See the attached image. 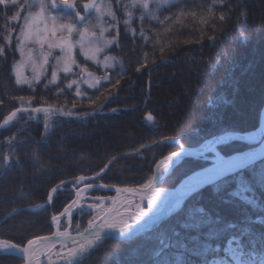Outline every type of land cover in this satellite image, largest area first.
I'll return each instance as SVG.
<instances>
[{"label":"trees","instance_id":"trees-1","mask_svg":"<svg viewBox=\"0 0 264 264\" xmlns=\"http://www.w3.org/2000/svg\"><path fill=\"white\" fill-rule=\"evenodd\" d=\"M110 1L120 21L117 33H112L115 42L105 54L120 62L104 69L77 51L82 68L107 77L95 87L84 86L81 96L75 86H67L71 74L61 75L55 84L49 77L32 87L16 83L13 68L20 58L17 37L25 0L17 1L18 8L0 5V220L21 208L2 222L0 239L22 245L53 234L52 216L73 199L76 179L96 175L107 166L89 182L145 185L157 162L179 149L177 143L161 142L165 139L174 137L193 146L225 132L259 126L264 106V0H178L157 6L153 15L136 6L127 26L126 12L120 10L125 11L128 2ZM17 12L20 19L13 21ZM24 107L52 111L47 117L43 112L30 117L18 112L2 126L12 112ZM68 112L73 115L62 114ZM151 143L155 144L142 149ZM246 147L238 141L221 150L231 155ZM5 155L11 157L8 163ZM261 164L264 160L192 194L179 219L173 217L178 222L170 234L171 251L164 249L162 260L144 264H264V210L235 211L240 189L231 184ZM180 165L181 173L168 177L166 186L175 187L202 161L190 156ZM57 186L46 207L25 209L46 202ZM214 187L224 189L219 195L226 194L230 206L222 209L213 202L220 198L211 191ZM205 191L213 197H205ZM259 191L264 201V190ZM88 216L75 215L74 229ZM143 239V235L129 241L108 238L79 264H124ZM22 262L18 256L0 253V264Z\"/></svg>","mask_w":264,"mask_h":264},{"label":"snow or ice","instance_id":"snow-or-ice-1","mask_svg":"<svg viewBox=\"0 0 264 264\" xmlns=\"http://www.w3.org/2000/svg\"><path fill=\"white\" fill-rule=\"evenodd\" d=\"M0 5H4L5 7H21L17 0H0ZM133 5L137 7H143L144 9L148 8V0H133ZM32 5L25 3L23 6V10L27 13L23 18L24 27L20 30V35L18 37V42L20 44L19 51L21 56L25 54L24 45L27 43H35L40 46L41 49H44L45 44H47L48 49L58 48L63 56L56 57V64L61 65L62 71L64 73H71L73 71V66L77 64V61L73 58V48L74 43L72 40L74 30H77V26L75 21H83L85 19L83 13L87 12L90 8L95 7L94 0H39L38 8L39 11L33 13L29 11ZM61 7L71 9L74 13V16L70 18L67 23H60L57 25V16L53 14V10L59 9ZM99 11V9H98ZM109 15L112 17V27L116 26V14L114 12H109ZM133 13L129 11L127 13V19L123 21V23L127 26L131 21V17ZM13 21H17L20 19V13L17 12L15 15L11 17ZM139 19L143 21L144 17L141 14ZM221 20H224L225 17L223 15L220 16ZM51 20V27L48 26V21ZM40 25L44 27L41 29ZM106 29H102L105 31ZM135 31V29H133ZM58 33H67V35H58ZM79 41L81 49L84 48V39L88 34L87 29L84 31H79ZM91 35H95V33H91ZM143 33H141V38H143ZM54 38V39H51ZM113 43L112 40H106L105 44L110 45ZM102 49L99 47L89 48L88 52H85L86 59H96V53L100 52ZM3 52V49L0 48V53ZM89 52L92 54L89 55ZM29 59L32 57V52L29 50L28 52ZM52 56L51 51H41L40 52V61H39V69L37 71V67L33 66V77L30 79L28 77L23 76L22 72L19 70L21 65L16 66L15 75H16V83L17 84H27L29 87L33 86V82L39 83L41 76L43 74V70L49 64V57ZM110 59L109 57H105V60ZM107 66V65H105ZM81 71H86V69H81ZM139 71V69H137ZM91 75V74H89ZM58 79L57 71L53 70L51 72V79L49 83L55 84ZM107 79V77H105ZM89 82V81H86ZM77 81L73 80L67 86L71 88L73 84H76ZM100 83L99 79L93 80L89 82V87H95ZM119 83V81H117ZM76 95L81 96L82 93L79 89L76 90ZM21 102L24 103L23 98H21ZM31 104V101L27 102ZM95 103V101H93ZM52 111L50 108H18L16 111L12 112L5 120L4 124H9L16 116L18 112H24L31 116L32 112H43L45 117ZM63 115L72 116L73 113H62ZM149 120L152 119L151 116L148 117ZM45 128H47V120H45ZM226 137L220 136L215 138L212 141H209L204 148L209 151H215V145L224 141ZM182 147V146H181ZM174 155H179V153H174ZM5 163H8L11 159L10 155L4 156ZM171 157H165L164 160L160 162V167L166 168L168 161ZM251 163L250 154L245 157L241 156H233L227 159L221 158L217 155L216 159L212 161L211 166L203 169L202 171L196 173L191 177L192 183L188 186V191H192L195 188L203 186L209 182L216 181L220 178H224L227 176L235 175L237 173L242 172L249 164ZM238 179L243 181L245 178L243 176H238ZM261 181H264V177H260ZM81 178L79 177L75 183H80ZM152 185V181L149 180L148 184L144 185L145 189H150ZM59 186L57 188H53L52 192H57ZM117 192H127L132 193L134 191H138L132 188L125 189H116ZM247 191V189H245ZM83 189L80 191V196L76 197L77 199L72 200V202L64 208L63 212L60 213V216L71 218L73 209L80 206V199L82 195ZM159 195L158 192H152L150 195H141L139 197L140 201L147 199V207L151 210L155 204V198ZM49 200L52 199V196L49 195ZM107 200L110 201V205L106 204L104 200L103 203H98L96 205L88 204L89 208L92 209V216L87 221V227L83 229V232L80 231V226L78 225L75 229L78 237H83L85 233L95 231V225L99 222L100 228L103 230L104 228H112L115 230H119L121 234H124L125 230L130 229L129 220H134L139 222L146 216L147 213L143 212L140 208V203L135 204V208L137 212L135 214L127 211L130 207L133 206L131 200H125L121 202L120 206H117V198L109 197ZM179 203V202H178ZM52 221L55 222L59 228L60 226V217L53 215ZM54 235L58 238L56 241H50L48 238H36V239H27L26 245L21 246L18 243L12 242L10 239H0V252H11L17 251L25 254V258L27 259V264H41L40 256H44L48 264H72L73 259L80 255L85 251L86 247H90L96 239L93 237L91 239L85 238L84 242H81L77 238L73 237L71 233L67 230V226H65L64 231H57ZM100 233H97L99 236ZM59 243L60 249H56V244Z\"/></svg>","mask_w":264,"mask_h":264},{"label":"rangeland","instance_id":"rangeland-1","mask_svg":"<svg viewBox=\"0 0 264 264\" xmlns=\"http://www.w3.org/2000/svg\"><path fill=\"white\" fill-rule=\"evenodd\" d=\"M17 1H19V0H17ZM176 1H178V0H148L149 6L147 9L143 8V13L153 15L157 11V9H156L157 6L160 7V6H163V5H166L169 3H173ZM127 2H128V8L127 9L125 8V11H124V9L121 8L120 12H122L123 15L126 12V16H127V13L129 11H131L133 13V15H135V11H133V10L136 8V6L133 5V0H126V3ZM25 3L32 5V7L29 9V11H32L33 13H35L36 11H39V8H38L39 0H25ZM126 3L124 5L125 7H126ZM98 9H99V11H98ZM109 12H114L116 14V26L115 27H112L113 22H112V17L109 15ZM53 14H55L57 16V25H59L60 23L69 22L70 18L74 16V13L72 12L71 9L64 8V7L53 10ZM26 15H27V13L25 12L24 16H26ZM83 15L85 17V19L83 21H79V20L75 21L76 26H77V30H74L73 36H72V40L74 43L73 58L76 60V52L79 51V53L83 56V58L86 59L84 53L88 52L89 48L99 47L102 50L100 52L96 53V59L95 60L86 59V60H88L90 62L98 63V64L102 65L104 69L112 68L116 64H119L120 61L117 58H115L114 56L105 54L106 50L109 47H111V45L115 42V36L112 35L113 31H115V33H117L118 28H119L120 19H118L119 14H118V11L116 9V6L110 0H98L95 7H94V10L90 14L83 13ZM23 18H22L21 23H20V30L24 27ZM127 18L128 17H126V19ZM47 23H48V26L51 27V25H52L51 20H49ZM43 27H44L43 25H40L41 29ZM85 29H87L88 34L85 36V39H84V48L81 49L80 44L78 43V41L80 39L78 33H79V31H84ZM102 29H106V30L103 31V33H102ZM91 33H95V35L93 36V35H91ZM115 33H114V35H116ZM19 35H20V32H19ZM19 35H18V37H19ZM58 35H67V33H58ZM51 39H54V38L50 37V40ZM106 40H112L113 43H111L110 45H106L105 44ZM19 47H20V44L18 42V45H17L18 53H20ZM29 50H31V52H32L31 59H29V56H28ZM41 51H51L52 56L49 57V64L45 67V70H43V74H42L40 80H42L44 77H49L48 79L50 81L51 72L53 70L57 71L58 79L63 74H68V75L71 74L72 79L69 83H71L73 80H76L77 83L73 84V86H75L81 92V90L84 86L89 87L90 81L99 79L101 82L106 77L104 75H102V76L96 75V74H94L90 71H87V70L81 71V69H84V68H82L78 64V62L76 65L73 66V71L71 73H64L62 71L61 65L56 64V57L57 56L62 57L63 53H61L58 48L48 49L47 44H45L44 49H41L40 46L38 44H35V43H27L24 45L25 54L23 56H21V54H20L19 60L14 64V68H13L14 74H15L16 66L21 65L19 70L22 72L23 76L31 79L33 77L34 62H35V66L37 67V71H40L39 61L41 59L40 58V52ZM91 54L92 53L89 52V55H91ZM105 57H109L110 59L105 60ZM105 65H107V66H105ZM89 74H91V75H89ZM86 81H89V82H86ZM33 83H36V82L34 81ZM148 117L149 116H147L146 119H147L148 123H151L152 119L149 120ZM2 126H5L4 122L2 123ZM257 129H258V127L251 130V131H246V132H242V133H249V132H252V131L257 130ZM214 137L209 138L205 141H202V143H200L199 145H193V146L185 145L179 139L174 138V137L170 138V140L167 141L166 143H177L179 146V149L177 151H179V150L181 151L184 148L189 150L192 148H196L202 144L206 145L209 141L214 140ZM236 142H238V140L232 139L231 137H227L224 141L216 144L214 146L215 151L206 152L204 155L199 157L200 160L202 161V166L200 168L190 172L187 176H189L195 172L201 171L205 167L210 166L217 153H221L225 157H228V156L233 155L234 153L248 152L253 147V145L246 143L248 145V147H246L245 149H242V150L236 149L237 151H233V152L231 151L230 152L231 155H227L228 154L227 152H224L221 150V147H223L225 145H233ZM165 157H162L157 163H160L162 160H164ZM263 160H264V158L261 161H263ZM177 165H179V164H177ZM253 165H251V166H253ZM251 166H249V167H251ZM249 167H247V168H249ZM156 169L157 168H155V173H156ZM182 169H183V166H181V165L179 167L174 166L172 168V170L166 175V177L164 178L162 183L160 184L159 189L160 190H166L169 188H173V187L166 186L165 181L167 180L168 177H170V179L175 178L177 176L176 173H181ZM160 170H161L160 175L162 178L164 176L166 170H164V169H160ZM252 171L253 172H251L249 176H244L245 179L243 181H241L240 179H237L238 181L236 180L235 182L231 183V184H234L233 188H239L240 189V192H237V196H238V202H240V201L241 202L235 211H240V209L243 211H246L245 209H247V210H255V209L264 210V201H262L259 198L260 196H262L260 191H259V188L264 190V181H261V179H259L260 177H264V164H261L257 170L255 167ZM154 176L155 175H152V177L150 178V180L152 182H153ZM80 178H81L80 183H75L71 186V190L73 192V199L72 200L77 199L78 194L80 193L81 189H83L84 193L82 195V198L80 199V206L73 209V213H72L71 218L60 216V213H62L64 209L60 213L55 214L56 216L60 217V226L58 228L57 224L52 221L53 225H54V232L53 233H56L58 230L64 231L65 226H67V230L70 233H76V231H75L76 228L74 229V227H73L74 226V224H73L74 223V221H73L74 216L77 215L79 218H81L82 214L84 212H87L89 214V216L86 219L85 218L81 219L80 231H83V229L85 227H87V221L92 216V209L89 208L88 204L96 205L98 203H103V201L106 200L105 203L110 205V201L107 200L109 197H116L117 198V206H120L121 202H123V201L119 200L118 192L109 191L108 195L96 194V193H94V191L97 189L87 187L88 185L90 186V184H92V183H90L89 180L84 179V177H82V176ZM77 180H78V178L76 179V181ZM222 180H224V179H222ZM94 184H104V183H94ZM146 184H148V182ZM245 189H247V191H245ZM218 190H219V188H215V187L211 189V191H213V194H216L217 196L220 197V198H213V202H215L217 205H219L220 206L219 208H222L224 206H227V207L230 206V204H232V203H230L226 200V194L219 195V194H221L222 191H224V189H222V190L220 189V191H218ZM236 190H238V189H236ZM76 193H77V197H76ZM206 195L213 197V195H210V194L206 193V191H205L204 196L206 197ZM135 197H136V200H134L133 206L130 207L131 210L137 212V209L135 208L136 203H140V208L143 212L148 210L147 201L146 200L140 201L139 196H135ZM72 200L65 207H67L72 202ZM233 207H234V205H233ZM185 209L186 208H184V209L180 208L178 211L171 214V216L168 218L169 220L167 219V221H163V222L159 223L158 225H156L154 228H152L151 230H149L145 234H142L143 238H144L143 241L138 246H136L135 249L131 250V252H130L131 256L129 255L130 257L126 258L124 264H134V263L135 264H144L146 262L147 263L153 262L155 259L162 260L163 259L162 255L166 256V253L165 252L162 253L161 251L164 249H168L171 231L173 230L174 226L178 222L177 220L174 221L175 218L173 219V217L176 216V219L177 218L179 219V214H182L185 211ZM136 238H134V239H136ZM134 239H129V240H134ZM168 250L171 251V249H168ZM20 258L23 260L22 257H20ZM86 258H87V256L84 258V260ZM84 260H82V261H84ZM82 261L77 262L75 264H79ZM23 262H24V260H23ZM23 262H22V264H23ZM72 264H74V263H72ZM110 264H112V263H110Z\"/></svg>","mask_w":264,"mask_h":264},{"label":"water","instance_id":"water-1","mask_svg":"<svg viewBox=\"0 0 264 264\" xmlns=\"http://www.w3.org/2000/svg\"><path fill=\"white\" fill-rule=\"evenodd\" d=\"M97 1L98 0H94L95 5H96ZM93 10H94V7L90 8L87 12H84V13L85 14H90ZM257 130L260 132V138L255 140V141H252V140L248 139L246 137V133H242V132L241 133L240 132H225V133H222L220 135L215 136L214 139L217 138V137H220V136H224L226 138L227 137H231L232 139H235V140L242 141V142H245V143L253 145V147L247 152V153L250 154V159H251V163L247 166V167H249V166L261 161L264 158V106H263V108H262V110L260 112V121H259V126H258ZM169 140L170 139H165V140H163L161 142H167ZM154 144L155 143L148 144L145 147H143L142 149L150 147L151 145H154ZM203 148H204V144H202V145H200V146H198L196 148L189 149L187 151H183L184 149H182L181 151L175 152V153H179V155H174V153L170 154L168 157H171V158L175 159L174 163L171 165L170 169L164 174V176L162 178H160L157 181H153L152 182V185H151L150 189H145L144 186L119 187V186H110V185H106V184H90V186L88 185L87 187H89V188L91 187L93 189H103V190H107V191H115V192H117L116 191L117 188H120L122 190L125 189V188H132V189L138 190V191H134V195L135 196H141V195L146 194L147 192H150L152 190L159 189V186L162 183V181L164 180V178L166 177V175L172 170V168L174 166H176L184 158L190 157V156H202L206 152H209V151H207L206 149H203ZM142 149H140V150H142ZM200 149H202L203 151L199 152ZM241 154H243V153L242 152L234 153L233 155L228 156L226 158H230V157H233V156H238V155H241ZM210 166H208V167H210ZM107 167H106V169H107ZM208 167H205V168H208ZM106 169L102 170L101 172H99L96 175H93V176H90V177H85L84 179L89 180V181L90 180H94L98 176L102 175L106 171ZM198 172H200V171H198ZM198 172H195V173L185 177L175 187L166 189L167 196H166L165 203L163 204V206H162L158 216L156 217V219L154 221H152V222H148V223H146V224H144L142 226H139L137 228L125 230L124 234H121V232L119 230L104 228L103 230L100 229V230H95V231H91V232L85 233L83 237H78L77 233H71V235L73 237L77 238L78 240H83L86 236H90V235H96L97 236V233H100L99 237H102L103 239H105V238L120 239V240L134 239V238H136V237L148 232L149 230L154 228L159 223H161V222L165 221L166 219H168L171 216V214H173L174 212L178 211V209H180L183 206L184 202L192 194L196 193L197 191H199L200 189H202V188H204V187H206L208 185L214 184V183H216V182H218V181H220L222 179H225V178L229 177V176H227V177H224V178H220V179H218L216 181L209 182L207 184H204L203 186L195 188L192 191H188V186L192 183L190 178L193 177V175L198 173ZM155 176H156V173H155ZM55 188H57V187H55ZM182 190H184V193H180ZM55 193L56 192H52V190H51L49 195H51L53 197V195ZM178 199L180 200V206L177 209H175V208L172 209V204H173L174 200H178ZM51 200L48 199L46 202L41 203L37 207H26L25 209H27L29 211L40 210V209L46 207L48 204H50ZM19 210H21V208L14 209L10 213H8L4 218H2L0 220V225L2 224L3 221L8 219L10 216H12L15 212H17ZM36 238H38V237H36ZM36 238H32V239H36ZM39 238H48L49 240H57L58 239L54 235V233L50 234V235L40 236ZM99 244L100 243H98V244H96L94 246H91L88 249H86L84 251V253L74 262V264L84 260V258L89 254V252L94 250ZM25 245H26V243L22 244L21 246H25ZM2 253L11 254V255H16V256L22 257L23 260H24L23 264H27V259L25 258V254H23L21 252L12 251V252H2ZM46 264H48V263H46Z\"/></svg>","mask_w":264,"mask_h":264},{"label":"bare ground","instance_id":"bare-ground-1","mask_svg":"<svg viewBox=\"0 0 264 264\" xmlns=\"http://www.w3.org/2000/svg\"><path fill=\"white\" fill-rule=\"evenodd\" d=\"M246 137L248 139L252 140V141H255V140L260 138V132L258 130H254L252 132L246 133ZM217 155L220 156L221 158L227 159L221 153H217L216 156L214 157L213 161L216 159ZM248 155H249V153L246 152V153H243V154L238 155V156L245 157V156H248ZM171 164H172V162L170 160L168 161V164H167L166 168L160 167V164H159V166L156 169V176L154 177L153 181H157V180H159L161 178V175H160L161 170L160 169H164V170L168 171L170 169V167H171ZM152 192H158L159 193V195L155 198V204H154L153 208L151 210H149V209L146 210L145 212L147 213V215L143 216V218L141 220H139V222H136L134 220H129L130 229L137 228V227L142 226V225H144V224H146L148 222H152L158 216L163 204L165 203L166 196H167V191L166 190L157 189V190H152L150 192H147L146 194H143V195L147 196V195H150ZM180 193H184V190H182ZM82 195H83V193H82ZM82 195H81V198H82ZM79 196H80V193L78 194V197ZM118 198H119L120 201L131 200L132 204H133L134 200H136L134 192H132V193H127V192H123V191L118 192ZM145 200L147 201V199H145ZM179 206H180V200L179 199L178 200H174V202L172 204V209L173 208L177 209ZM127 211H129V212H131L133 214L136 213V211L131 210V208L127 209ZM100 229L101 228H100L99 222H97L96 225H95V230H100ZM107 229H112V228H107ZM92 237L94 239H96V240L94 241V243L91 246H94V245L98 244L103 239L102 237H99V236H96V235L86 236L85 238L91 239ZM85 238L83 240H80V241L84 242ZM50 241H56V240H50ZM59 248H60V245H59V243H57L55 250H58ZM88 248L89 247H86V249H88ZM83 253L84 252H82L81 254H83ZM80 255L76 256L73 259L72 263L75 262L78 259V257H80ZM40 260H41V264L48 263L47 259L44 256H40Z\"/></svg>","mask_w":264,"mask_h":264}]
</instances>
